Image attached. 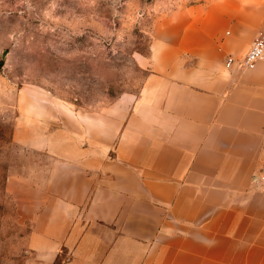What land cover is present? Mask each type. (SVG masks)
Wrapping results in <instances>:
<instances>
[{
	"label": "crops",
	"instance_id": "1",
	"mask_svg": "<svg viewBox=\"0 0 264 264\" xmlns=\"http://www.w3.org/2000/svg\"><path fill=\"white\" fill-rule=\"evenodd\" d=\"M136 96L54 113L18 96L12 140L45 161L5 190L32 222L25 264H264V0H197L158 17Z\"/></svg>",
	"mask_w": 264,
	"mask_h": 264
},
{
	"label": "rangeland",
	"instance_id": "2",
	"mask_svg": "<svg viewBox=\"0 0 264 264\" xmlns=\"http://www.w3.org/2000/svg\"><path fill=\"white\" fill-rule=\"evenodd\" d=\"M197 0H0V264H25L32 222L19 216L5 180L32 155L12 140L18 96L46 94L53 112H97L136 96L150 30Z\"/></svg>",
	"mask_w": 264,
	"mask_h": 264
},
{
	"label": "built area",
	"instance_id": "3",
	"mask_svg": "<svg viewBox=\"0 0 264 264\" xmlns=\"http://www.w3.org/2000/svg\"><path fill=\"white\" fill-rule=\"evenodd\" d=\"M264 59V38L257 37L249 46L243 58L238 59L228 55L224 60V66L231 68L234 64L240 65L244 69L252 68L259 60ZM253 186L260 192L264 193V161L255 175Z\"/></svg>",
	"mask_w": 264,
	"mask_h": 264
}]
</instances>
